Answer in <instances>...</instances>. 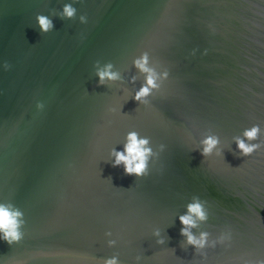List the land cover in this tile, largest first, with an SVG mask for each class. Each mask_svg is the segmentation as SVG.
<instances>
[{
    "label": "water",
    "instance_id": "water-1",
    "mask_svg": "<svg viewBox=\"0 0 264 264\" xmlns=\"http://www.w3.org/2000/svg\"><path fill=\"white\" fill-rule=\"evenodd\" d=\"M145 52L158 87L142 102ZM108 63L119 79L99 83ZM253 124L264 145V0H0V202L25 221L0 264H255L264 146L242 156L234 139ZM129 132L149 140L147 175L112 163ZM193 197L202 249L180 234Z\"/></svg>",
    "mask_w": 264,
    "mask_h": 264
},
{
    "label": "clouds",
    "instance_id": "clouds-1",
    "mask_svg": "<svg viewBox=\"0 0 264 264\" xmlns=\"http://www.w3.org/2000/svg\"><path fill=\"white\" fill-rule=\"evenodd\" d=\"M77 9L71 4H64L63 10L59 15L62 18H73L76 15ZM37 23L39 28L43 32H47L52 28V21L45 15L38 14ZM81 22H86V17L81 15L79 17ZM134 65L141 72L145 73V84L134 94L133 99L136 101H142V98L147 97L151 89L158 87L156 83L157 73L154 69L149 67L148 54L142 53L141 56L134 60ZM5 69L10 67L7 62L4 63ZM112 64L108 63L104 66L103 70H97L98 82L103 83L105 79L116 80L119 79V73L111 71ZM161 75L167 76V72ZM143 102V101H142ZM37 107H41L38 103ZM261 133V127L258 124H253L249 128H245L242 132L244 139L239 136L235 137V143L242 156H250L262 146L261 143H252V141H258ZM219 143V139L216 136H207L201 144V154L203 156L209 155L213 148ZM149 140L147 137H139L136 132H129L126 137V143L123 151L113 152L114 159L112 161L114 166L123 165L125 174L135 176L147 175L148 159L152 155V150L147 145ZM186 213L179 216V221L182 225L180 234L186 238V242L197 249H202L208 244V233L201 232L199 236L194 235L191 232V228L197 226V221H204L208 219V214L202 202L198 197H193L191 203L186 205ZM23 212L15 207L12 203L0 202V239L5 240L9 244L19 242L23 236L21 232V226L25 223ZM159 235V233H155ZM230 239L231 234L222 236L220 239ZM110 245L114 241L108 242ZM157 243H163V240H158ZM103 264H119L115 256L109 257L103 261ZM255 264H264V259H258Z\"/></svg>",
    "mask_w": 264,
    "mask_h": 264
},
{
    "label": "flooded vegetation",
    "instance_id": "flooded-vegetation-1",
    "mask_svg": "<svg viewBox=\"0 0 264 264\" xmlns=\"http://www.w3.org/2000/svg\"><path fill=\"white\" fill-rule=\"evenodd\" d=\"M188 263H185V264H189L190 262L189 261H187Z\"/></svg>",
    "mask_w": 264,
    "mask_h": 264
}]
</instances>
